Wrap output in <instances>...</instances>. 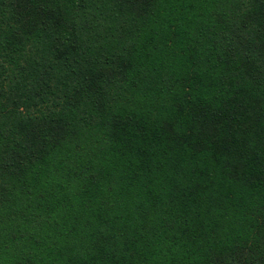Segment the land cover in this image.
Here are the masks:
<instances>
[{"label": "trees", "instance_id": "1", "mask_svg": "<svg viewBox=\"0 0 264 264\" xmlns=\"http://www.w3.org/2000/svg\"><path fill=\"white\" fill-rule=\"evenodd\" d=\"M0 264H264V0H0Z\"/></svg>", "mask_w": 264, "mask_h": 264}]
</instances>
